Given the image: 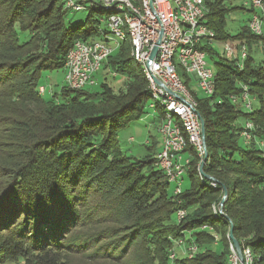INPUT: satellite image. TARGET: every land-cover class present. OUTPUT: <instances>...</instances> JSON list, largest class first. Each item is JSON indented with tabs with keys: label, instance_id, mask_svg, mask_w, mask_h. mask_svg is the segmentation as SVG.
<instances>
[{
	"label": "trees",
	"instance_id": "1",
	"mask_svg": "<svg viewBox=\"0 0 264 264\" xmlns=\"http://www.w3.org/2000/svg\"><path fill=\"white\" fill-rule=\"evenodd\" d=\"M226 1L205 0L206 23L214 41L233 43L236 55L246 45L248 53L242 68L239 58L218 54L215 93L198 97L208 150L203 171L216 186L200 178L195 155L191 184L177 196L156 154L129 155L119 140L149 110L148 81L130 41L102 66L123 76L120 89L104 82L94 92L65 84L49 98L39 91L46 71L64 70L77 40L100 38L109 13L97 5L73 25L65 0H0V117L12 118L14 151L2 170L0 264H170L180 237L198 250L177 253L175 264H231L232 226L241 247L264 264V151L256 143L264 138V31L250 28L255 14L264 16L252 4V17L232 34ZM203 49L216 55L209 43ZM244 86L258 102L251 111L232 100ZM247 120L256 138L244 145ZM224 189L222 212H215ZM179 208L188 212L182 220Z\"/></svg>",
	"mask_w": 264,
	"mask_h": 264
},
{
	"label": "built area",
	"instance_id": "2",
	"mask_svg": "<svg viewBox=\"0 0 264 264\" xmlns=\"http://www.w3.org/2000/svg\"><path fill=\"white\" fill-rule=\"evenodd\" d=\"M261 9L264 16V0H251ZM101 6L109 13L102 19L106 27H100V38L96 40H77L67 54L64 84L71 89H83L95 84L94 77L109 57L125 41L131 42V56L142 69L148 81L149 98L154 99L148 109L161 111V145L156 153L159 167L165 172L168 181L175 183V195L182 194L185 174L192 168L195 155L200 159L199 175L202 180L201 165L207 145L202 132V116L199 111L201 96L215 93V71L208 65L204 45L213 44L215 31L206 23L208 12L205 0H65L69 10H91ZM264 19L255 14L250 28L256 34H263ZM111 41L115 45L110 44ZM157 47L155 57L151 55ZM247 46L243 45L236 55L233 43L225 44V54L229 58H239L242 68L247 57ZM178 67L183 70L182 75ZM196 81L199 95L189 83ZM40 93L46 92L41 86ZM235 103L242 102L244 109L251 111L252 98L244 86L241 96H232ZM256 125L247 120L242 124L241 137L250 144L255 137ZM257 145L264 151V138L256 139ZM216 186V181H212ZM215 212L221 211V205H214ZM187 209L179 208V220L187 217ZM203 228H208L204 226ZM184 245L183 253L192 257L198 250L195 244ZM171 251L170 264H175V250ZM243 259L230 239L231 264H259L258 257L251 247H241Z\"/></svg>",
	"mask_w": 264,
	"mask_h": 264
},
{
	"label": "rangeland",
	"instance_id": "3",
	"mask_svg": "<svg viewBox=\"0 0 264 264\" xmlns=\"http://www.w3.org/2000/svg\"><path fill=\"white\" fill-rule=\"evenodd\" d=\"M227 7L231 9L228 14V29L232 34H236L240 26L250 20L253 13L247 11L251 8V0H227ZM244 8V9H242ZM259 8H257V11ZM88 10L74 11L71 10L68 13V17L73 25L83 23L88 16ZM100 27H106L105 22H101ZM112 45H115L114 41H111ZM213 47L216 55L207 54L208 65L215 71L216 64L215 60L218 57L217 55H225V43L221 41H214ZM259 55L261 58H264V46L260 45ZM179 73L182 75L183 70L181 67H178ZM64 70H53L46 71L41 79V84L46 87V93L44 96L49 98L52 96L53 92L60 93L62 86L64 85ZM95 84L87 86L90 91H99L101 90V84L106 82L109 85L115 87L117 90L123 87V76L109 73L106 69H102L95 74L94 77ZM191 89H195L199 95H202L198 89L196 81L189 83ZM154 99L149 98L147 105L154 102ZM253 107L258 105L256 100H252ZM244 109V108H243ZM161 111L159 109H149L148 112L144 113L141 118L131 122L127 127L123 128L119 132V140L123 150L132 156L142 158L147 156L149 153L155 155L160 149L161 145V135L160 128L162 126V120H160ZM12 118L10 116L0 117V197L2 194L3 184L6 183V178L2 175L3 165L10 162L11 158L14 155L12 136L13 130L11 129L10 122ZM242 122V121H241ZM244 123V122H243ZM149 141L150 143H147ZM242 144L245 145L244 140ZM151 147V149L149 148ZM191 184V179L188 174H185L184 181L182 183V189L184 190ZM171 187L175 189L176 184L171 183ZM218 234V233H216ZM219 239L222 237V233L218 234ZM184 240L183 237L175 239V248L178 255H180L184 249L185 243L179 245L180 241ZM217 250H223L224 246L219 245L215 247ZM22 262V261H19ZM4 264H18L16 261L6 262Z\"/></svg>",
	"mask_w": 264,
	"mask_h": 264
},
{
	"label": "water",
	"instance_id": "4",
	"mask_svg": "<svg viewBox=\"0 0 264 264\" xmlns=\"http://www.w3.org/2000/svg\"><path fill=\"white\" fill-rule=\"evenodd\" d=\"M156 52H157V47L154 49L152 55H151V58L153 59L156 55ZM202 132H203V138H204V142L206 143V128H205V122L204 120L202 119ZM208 159V153H206L205 157H204V161L201 165V172H202V175L204 178L206 179H209V180H214L213 177L207 175L204 171H203V167H204V164L206 163ZM228 196V190L227 189H224V195L222 197V200H221V211L223 209V205H224V202H225V199L226 197ZM231 222V220H230ZM231 226H232V222H231ZM229 238L232 240V242L234 243L237 251H238V254H239V257L240 259L242 260L243 259V256H242V249H241V245L239 243V241L235 238L234 234H233V226L231 227V231H230V234H229Z\"/></svg>",
	"mask_w": 264,
	"mask_h": 264
},
{
	"label": "crops",
	"instance_id": "5",
	"mask_svg": "<svg viewBox=\"0 0 264 264\" xmlns=\"http://www.w3.org/2000/svg\"><path fill=\"white\" fill-rule=\"evenodd\" d=\"M43 86V85H42ZM45 87V86H44ZM147 143H150L149 141H147Z\"/></svg>",
	"mask_w": 264,
	"mask_h": 264
}]
</instances>
